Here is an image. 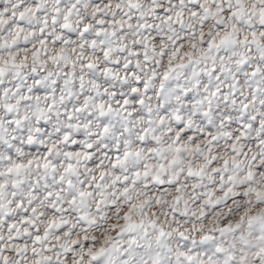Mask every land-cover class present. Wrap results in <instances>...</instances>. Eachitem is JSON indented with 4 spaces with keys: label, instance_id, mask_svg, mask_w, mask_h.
<instances>
[{
    "label": "snow or ice",
    "instance_id": "snow-or-ice-1",
    "mask_svg": "<svg viewBox=\"0 0 264 264\" xmlns=\"http://www.w3.org/2000/svg\"><path fill=\"white\" fill-rule=\"evenodd\" d=\"M0 264H264V0H0Z\"/></svg>",
    "mask_w": 264,
    "mask_h": 264
}]
</instances>
